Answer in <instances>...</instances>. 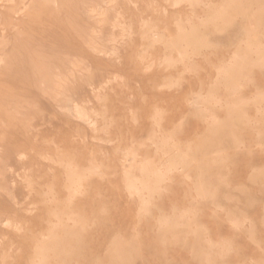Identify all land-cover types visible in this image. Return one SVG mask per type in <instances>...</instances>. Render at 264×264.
<instances>
[{
    "label": "rangeland",
    "instance_id": "1",
    "mask_svg": "<svg viewBox=\"0 0 264 264\" xmlns=\"http://www.w3.org/2000/svg\"><path fill=\"white\" fill-rule=\"evenodd\" d=\"M102 1L0 0V264H31L63 230L65 264H264V57L247 50L264 54V0L219 30L228 0ZM198 28L208 47L172 43Z\"/></svg>",
    "mask_w": 264,
    "mask_h": 264
},
{
    "label": "bare ground",
    "instance_id": "2",
    "mask_svg": "<svg viewBox=\"0 0 264 264\" xmlns=\"http://www.w3.org/2000/svg\"><path fill=\"white\" fill-rule=\"evenodd\" d=\"M44 1V3H43V5H45V7L47 6V3L49 2V0H43ZM72 1L73 0H61V2H62V7L64 8H67V7H69L70 5H71V3H72ZM100 1H102V0H100ZM106 1V0H105ZM105 1H102V2H105ZM110 0H107V5H108V2H109ZM180 0H178V2H179ZM185 1V0H184ZM191 1V0H190ZM190 1H189V3H190ZM203 1V0H202ZM201 1V2H202ZM252 2L254 1V2H257L258 0H251ZM4 2V1H3ZM9 2V1H8ZM239 2H240V0H228L227 1V4L226 3H224L223 5H221V6H219L218 8H215V9H213V12H212V17H210L211 18V20H209V23L211 22V25L213 26V28H214V30H219V28H218V26H219V24L221 23V22H223L224 20H225V16L229 13V12H231L230 10H233V9H237L238 7H240L239 6ZM112 3H113V1H112ZM163 3V2H162ZM197 3V2H196ZM105 4V3H104ZM111 4V3H110ZM123 4V3H122ZM4 5V4H3ZM6 5V4H5ZM114 5V4H113ZM132 5V4H131ZM164 5V4H163ZM196 5H198V4H196ZM105 6V5H104ZM204 6V5H203ZM206 6V5H205ZM204 6V7H205ZM211 6H212V4H211ZM17 7V6H16ZM22 7H24V4L22 5ZM28 8V7H27ZM17 9V8H16ZM101 9V8H100ZM100 9H99V11H100ZM37 10V9H36ZM88 11L87 12H89L90 14H91V16H95V15H97L99 12H98V10L96 9V6H95V8L94 7H90V9H87ZM126 10V9H125ZM136 10V9H135ZM174 10V9H173ZM19 11V10H18ZM105 11V10H104ZM20 12H22V11H20ZM33 12V11H32ZM103 12V11H102ZM118 12V11H117ZM150 12V11H149ZM169 12V11H168ZM192 13V12H191ZM100 14V13H99ZM140 14V13H139ZM193 14V13H192ZM15 15V14H14ZM104 15V14H103ZM106 15V14H105ZM104 15V16H105ZM150 15V14H149ZM182 15V14H181ZM100 16V15H99ZM136 17H138V16H136ZM95 18V17H94ZM121 18V17H120ZM141 18V17H140ZM193 18V17H192ZM202 18V17H201ZM91 20H92V17H91ZM197 20V19H196ZM200 20V19H199ZM115 21V20H114ZM136 21V20H135ZM16 22V21H15ZM96 22V21H95ZM128 22V21H127ZM206 22V21H205ZM97 23V22H96ZM208 23V24H209ZM128 24V23H127ZM202 25H204L203 23H201ZM208 24H205L204 26V28L206 29V27L208 26ZM190 25V24H189ZM103 26V25H102ZM139 27V26H138ZM189 27V26H188ZM127 28V27H126ZM197 28V27H196ZM200 28V27H199ZM196 29L195 31H191V32H189V33H187V31H186V33H185V31L184 30H181V31H179V34L174 38V40H173V44L174 45H180V46H184L185 48H188V49H201L202 47H208L209 46V41L207 40V38H206V34L204 33V31L203 30H200V29ZM23 29V28H22ZM12 30V29H11ZM140 30V29H139ZM142 30V29H141ZM193 30V29H192ZM155 31V30H154ZM253 31V30H252ZM4 32V31H3ZM0 33H1V31H0ZM163 33V32H162ZM2 34V33H1ZM146 34L147 33H145V35L144 36H146ZM126 35H128V34H126ZM156 36V35H155ZM134 37V36H133ZM77 38V37H76ZM148 38V37H147ZM58 40V39H57ZM139 40L141 41V39H140V37H139ZM159 40H163V38H161V39H159ZM150 43H149V45H153V42L152 41H149ZM168 42V41H167ZM81 43H79L78 45H80ZM92 44H93V48L94 49H97V46H95V43L94 42H92ZM117 45V44H116ZM163 45V44H162ZM172 45V44H171ZM91 46V45H90ZM63 47V46H62ZM120 47V46H119ZM158 47H159V45H158ZM247 50H249V52H251V54L253 55V56H256L258 59H262L263 57H264V54H263V51H262V49L261 48H259V47H257L256 46V44L254 43V42H251V43H249L248 45H247ZM124 51V50H123ZM145 51V50H144ZM207 51V50H206ZM115 52V51H114ZM113 51H112V53H114ZM150 52V51H149ZM205 52V51H204ZM110 54V53H109ZM39 56V60H41L40 58H41V55H38ZM116 56V55H115ZM163 56V55H162ZM141 61V60H140ZM234 61V60H233ZM162 62V61H161ZM40 63V68H39V70H40V76L42 77V79H43V81L44 82H47V81H53V83H55L57 86H59L61 83H62V81H64L65 80V75L62 73V72H51L50 71V69L47 67V65H46V62H39ZM168 63H170V59H169V61H168ZM244 63V62H243ZM71 64H73L74 66H77L78 65V63H76V62H71ZM243 64H242V62H240V61H235L234 63H232V66L231 67H229V69H231L230 71L231 72H233L232 74H231V77H229V79L234 83V86H236V85H239V81H240V79H241V71L243 70L242 68H243V66H242ZM151 66V65H150ZM150 68V67H149ZM214 68V67H213ZM148 69V68H147ZM184 69V68H183ZM216 70V69H215ZM118 71V70H117ZM122 72V71H121ZM124 72V71H123ZM136 74V73H135ZM91 77V76H90ZM115 77V76H114ZM113 77V78H114ZM139 77V76H138ZM136 78V77H135ZM221 78V77H220ZM138 80V79H137ZM113 82H114V80H113ZM138 82H140V81H138ZM42 85H43V83H41ZM138 84V83H137ZM140 84V83H139ZM152 85V84H151ZM141 86V85H140ZM201 86V85H200ZM93 87V86H92ZM100 87V86H99ZM138 87V86H137ZM111 89V88H110ZM140 89V88H139ZM152 89V88H151ZM155 89V88H154ZM103 90V89H102ZM119 90V89H118ZM126 90V89H125ZM144 90V89H143ZM95 91V90H94ZM145 91V90H144ZM50 92V91H49ZM106 92H107V90H106ZM143 92V91H142ZM151 92V91H150ZM54 93V92H53ZM91 93V92H90ZM102 93H103V91H102ZM110 93V92H109ZM143 93H145V92H143ZM150 94V93H149ZM98 97V96H97ZM115 97V96H114ZM131 97V96H130ZM166 97H168V96H166ZM207 97V96H206ZM215 97V96H214ZM253 97V96H252ZM49 98V97H48ZM94 98V97H93ZM50 100H51V97H50ZM52 101V100H51ZM214 101V100H213ZM96 102V101H95ZM119 103V102H118ZM143 103V102H142ZM33 104V103H32ZM164 104V103H163ZM248 104V103H247ZM143 105H144V103H143ZM195 105V104H194ZM226 105V104H225ZM27 106V105H26ZM32 106V105H31ZM53 106H54V103H53ZM74 106V105H73ZM98 106V105H97ZM16 107V106H15ZM30 107V106H29ZM92 107H94V106H92ZM127 107V106H126ZM130 107V106H129ZM205 107V106H204ZM56 108V107H55ZM32 109V108H31ZM56 109H58V108H56ZM92 109V108H91ZM127 109H129V108H127ZM257 109V108H256ZM127 111V110H126ZM131 111V110H130ZM159 111V110H158ZM205 111V110H204ZM235 111H237V110H235ZM15 112H17V111H15ZM15 112H14V114H15ZM70 112V111H69ZM68 112V113H69ZM129 112V111H128ZM257 112V111H256ZM82 113V112H81ZM130 113V112H129ZM129 113H128V116H129ZM132 113V112H131ZM235 113H237V115H239L238 116V120L240 121H242L243 120V118H242V116H240V114H241V111L240 110H238L237 112H235ZM92 115V114H91ZM155 115H156V113H155ZM261 115V114H260ZM130 116H131V114H130ZM129 116V117H130ZM22 117V116H21ZM82 117V116H81ZM93 117H95V116H93ZM125 117V116H124ZM131 118V117H130ZM129 118V119H130ZM133 118V117H132ZM156 118V117H155ZM159 118V117H158ZM76 119V118H75ZM80 120V119H79ZM82 120V119H81ZM94 120V119H93ZM125 120V119H124ZM108 121H109V119H108ZM209 121V120H208ZM213 121V120H212ZM112 122V121H111ZM126 121H124V123H125ZM129 122V121H128ZM133 122V121H132ZM131 122V123H132ZM82 123H83V121H82ZM102 123V122H101ZM3 124V123H2ZM109 124V123H108ZM127 124V123H126ZM254 124V123H253ZM87 125V124H86ZM125 125V124H124ZM115 126V125H114ZM132 126H135V125H132ZM120 127V126H119ZM157 127V126H156ZM87 128H89V127H87ZM217 130H219V129H224V126H216L215 127ZM125 129H127L126 127H125ZM133 129V128H132ZM117 130V129H116ZM156 130H158V129H156ZM179 130V129H178ZM129 133V132H128ZM91 134V133H90ZM103 134V133H102ZM233 134V133H232ZM104 135V134H103ZM120 135V134H119ZM126 135V134H125ZM145 136H146V134H145ZM95 137V136H94ZM148 137V136H147ZM233 137H235L236 138V141H235V144L237 145L238 144V141H237V136H236V134L234 133L233 134ZM129 138H131L130 136H129ZM74 140V139H73ZM130 140V139H129ZM92 142V141H91ZM94 143V142H93ZM98 143V142H97ZM93 145V144H92ZM53 146H55V145H53ZM84 146V145H83ZM114 146V145H113ZM139 146V145H138ZM103 147V146H102ZM105 147H107L106 145H105ZM111 147V146H110ZM155 147V146H154ZM190 147V146H189ZM104 148V147H103ZM139 148H141V147H139ZM91 149V148H90ZM107 149V151H108V149H110V148H106ZM155 149H156V147H155ZM188 149V148H187ZM168 150V149H167ZM89 152H91V151H89ZM88 152V153H89ZM4 153V152H3ZM110 153V152H109ZM90 154V153H89ZM101 154H102V152H101ZM111 154V153H110ZM162 154V153H161ZM99 155V154H98ZM39 157V156H38ZM90 158V157H89ZM107 158V157H106ZM35 159H36V157H35ZM57 159V158H56ZM185 160V158H183V157H179V158H177V159H175V162H173L172 163V166H174V165H179L180 163H182L183 161ZM88 161V160H87ZM100 161V160H99ZM55 162V161H54ZM107 162V161H106ZM117 162V161H116ZM121 162H122V160H121ZM194 162V161H193ZM40 163V162H39ZM118 163V162H117ZM167 163H168V161H167ZM47 164V163H46ZM50 164V163H49ZM87 164H88V162H87ZM119 164V163H118ZM148 164V163H147ZM51 165V164H50ZM196 165V164H195ZM48 166V165H47ZM74 167V166H73ZM169 167H171V166H169ZM175 167V166H174ZM6 168V166L5 165H2V164H0V169H5ZM47 168V167H46ZM150 168V167H149ZM152 168V167H151ZM165 169V168H164ZM182 169V168H181ZM48 172H49V170H47ZM61 171H63V170H61ZM164 171V170H163ZM163 171L160 169V168H156V167H154L153 168V170L152 171H150L148 174H147V176H148V178H151V179H155V182H159L160 181V178H162V176H164V173H163ZM176 171V170H175ZM175 171H173V172H175ZM74 172V175L75 176H78V174L76 173V171H73ZM177 172V171H176ZM181 172V171H180ZM71 173H72V171H71ZM110 173H112V172H110ZM52 174V173H51ZM88 174V173H87ZM172 175V174H171ZM174 175V174H173ZM121 176V175H120ZM168 176V175H167ZM25 177H26V175H25ZM65 178V177H64ZM50 179H52V178H50ZM49 179V180H50ZM84 179V178H83ZM168 179V178H167ZM189 179V178H188ZM65 181H66V179H64ZM77 180V179H76ZM87 180V179H86ZM22 181V180H21ZM79 181V180H78ZM149 182L150 181H147V182H144L143 183V187L144 188H149L148 186H149ZM191 182V181H190ZM63 183V182H62ZM68 183V182H67ZM73 187H75V186H73ZM188 187V186H187ZM46 188V187H45ZM76 188H78V186L76 187ZM155 188H156V186H155ZM195 188V187H194ZM25 190V189H24ZM46 190V189H45ZM77 190V189H76ZM124 190H126V189H124ZM1 192H2V190H0ZM47 191V190H46ZM71 191V190H70ZM130 191V190H129ZM25 192H27V191H25ZM49 192V191H48ZM73 192V191H72ZM82 192V191H81ZM2 193H4V191L2 192ZM34 193V192H33ZM55 194V193H54ZM104 194V193H103ZM35 195V194H34ZM73 195V194H72ZM118 195V194H117ZM197 195V194H196ZM136 196V195H135ZM67 197V196H66ZM73 197V196H72ZM128 197V196H127ZM198 197V196H197ZM39 198V197H38ZM137 198V197H136ZM9 199V198H8ZM49 199V198H48ZM70 199V198H69ZM202 199V198H201ZM46 200V199H45ZM119 201V200H118ZM123 202V201H122ZM124 203H125V201H124ZM39 204V203H38ZM20 205V204H19ZM120 205V204H119ZM119 205H117V206H119ZM50 206V205H49ZM123 206H125L124 204L122 205V207ZM125 208V207H124ZM16 209V208H15ZM29 209V208H28ZM127 209V208H126ZM136 209V208H135ZM137 209H138V207H137ZM222 211V210H221ZM264 211V210H263ZM18 212H20V211H18ZM21 212H23V211H21ZM114 212V211H113ZM213 212V211H212ZM126 213H127V210H126ZM180 213V212H179ZM47 215V214H46ZM48 216V215H47ZM137 221H138V219H137ZM137 223V222H136ZM72 224V223H71ZM250 224V223H249ZM248 224V225H249ZM159 225V224H158ZM72 227V226H71ZM251 227V226H250ZM249 227V228H250ZM3 229H5V228H3ZM14 229V228H13ZM98 229V228H97ZM94 230V229H93ZM12 231V230H11ZM51 232H53V229H51ZM25 233V232H24ZM70 235H72V233L70 232V231H65V230H63V234L62 235H60V236H54V237H52L49 241H47V242H45V243H37L36 244V246H35V251H34V256H33V260H32V262H31V264H49V261H50V259L51 258H54V259H57L58 257H59V264H65L66 263V256H61V253H63L64 251H62V248H63V246L66 244V243H68V244H70V241L72 240L71 238H70ZM239 236H241V235H239ZM209 237V236H208ZM41 238V237H40ZM136 238V237H135ZM81 244H82V241H81V239H77L76 241H75V248L74 249H72V250H69L68 251V253L67 254H69L70 256L71 255H75L76 253H77V250H78V248L81 246ZM33 248V247H32ZM34 249V248H33ZM32 251V250H31ZM104 254V253H103ZM2 260V259H1ZM28 261H29V258H28ZM121 264H126V262L125 261H121Z\"/></svg>",
    "mask_w": 264,
    "mask_h": 264
}]
</instances>
